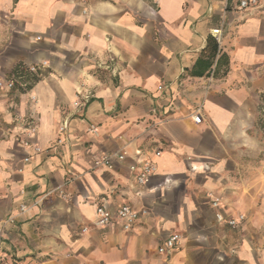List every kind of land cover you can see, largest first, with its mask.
Instances as JSON below:
<instances>
[{"label": "crops", "instance_id": "obj_1", "mask_svg": "<svg viewBox=\"0 0 264 264\" xmlns=\"http://www.w3.org/2000/svg\"><path fill=\"white\" fill-rule=\"evenodd\" d=\"M236 6L0 0V78L14 83L0 88L1 259L264 264V140L252 133L264 97V0ZM122 149L111 169L94 167ZM140 159L156 165L144 185L129 170ZM123 203L141 212L129 230L115 215ZM98 205L113 213L104 227L94 225ZM238 214L244 221L228 226ZM172 233L178 246L160 253Z\"/></svg>", "mask_w": 264, "mask_h": 264}, {"label": "built area", "instance_id": "obj_2", "mask_svg": "<svg viewBox=\"0 0 264 264\" xmlns=\"http://www.w3.org/2000/svg\"><path fill=\"white\" fill-rule=\"evenodd\" d=\"M261 0H237V6L236 9L239 11H247L256 9L259 7ZM217 32V30H215ZM29 70L35 71V67L32 66L29 68ZM214 76V70L212 69L210 73L208 74V79L212 80ZM14 86L13 80L7 79V78H0V88H7L10 89ZM167 84H161L158 86V89L161 90L163 88H167ZM192 120L195 123L201 122V113H200V107L196 109V111L192 114ZM35 128L33 126L28 127L27 137L23 139L22 143L25 146L30 145L29 138L34 134ZM68 130V121L64 120L59 126V132L64 134ZM59 143H63L65 141V138L63 140L61 138H58L57 140ZM34 150L38 151V147L34 146ZM160 154L159 150L155 151V156H158ZM126 157V151L125 150H119L113 153L108 154H102L98 157H96L93 161L94 167H105L108 169H111L114 166L115 161L121 162ZM27 160V159H25ZM130 172L135 173L134 178L137 184L144 185L146 184L150 178L155 174L156 172V165L152 160L149 159H140L136 163L129 165ZM59 195L61 198H67V193L65 191H59ZM211 205L213 207H216L218 205V199H214L211 201ZM26 206L24 204L20 205V212H25ZM116 218L119 220L120 225L123 230H129L132 225L139 219L141 216V212L134 209L132 206H130L127 203L120 204L116 211H115ZM113 213L107 209L106 207L102 205H98L95 208V221L94 225L97 227H104L109 223V221L112 219ZM216 218L218 220H223L224 217L221 214H216ZM245 219V216L243 214H238L236 216H231L226 218V223L228 226L234 228L239 226ZM87 227H83V230H86ZM180 242V236L177 233L170 234L167 238H165L161 245L158 247V251L160 253L165 252L169 249H174L178 246ZM0 264H16L14 262L6 261L4 259L0 258Z\"/></svg>", "mask_w": 264, "mask_h": 264}, {"label": "rangeland", "instance_id": "obj_3", "mask_svg": "<svg viewBox=\"0 0 264 264\" xmlns=\"http://www.w3.org/2000/svg\"><path fill=\"white\" fill-rule=\"evenodd\" d=\"M256 116L253 121L252 133L257 138L264 140V97H261L259 102L256 104ZM264 158V156H261ZM139 264V263H133Z\"/></svg>", "mask_w": 264, "mask_h": 264}, {"label": "trees", "instance_id": "obj_4", "mask_svg": "<svg viewBox=\"0 0 264 264\" xmlns=\"http://www.w3.org/2000/svg\"><path fill=\"white\" fill-rule=\"evenodd\" d=\"M215 73H216V68H214V74H215ZM27 78H29V76H27ZM30 78H32L33 81L37 79L36 76H32V77H30Z\"/></svg>", "mask_w": 264, "mask_h": 264}]
</instances>
